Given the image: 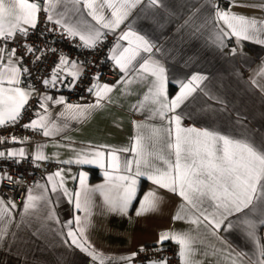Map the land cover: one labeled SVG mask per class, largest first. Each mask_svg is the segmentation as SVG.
I'll return each mask as SVG.
<instances>
[{
    "label": "crops",
    "instance_id": "1",
    "mask_svg": "<svg viewBox=\"0 0 264 264\" xmlns=\"http://www.w3.org/2000/svg\"><path fill=\"white\" fill-rule=\"evenodd\" d=\"M32 1L29 0L30 3ZM39 1L43 3V0ZM220 1L159 0L158 4L152 5L149 0H141L129 11L127 18L114 32L101 30L115 37L113 46L119 43L127 47V41H118L117 38L129 30L151 43L152 52H142L141 55L158 61L165 68V92L169 100L179 93L180 84L187 83L192 75L205 77L176 109V113L182 117V127L208 129L235 139L246 138L257 148H262L264 72H261V68L264 67V44L248 40H242L238 44L235 37H227L223 38L221 46L218 38L220 28L225 26L223 21L217 23L215 17L217 8L221 9ZM224 1L228 3L227 11L255 18L258 27L259 22L264 21V0H240L239 6L235 5L233 0ZM53 2V23L61 18L60 14H64L63 21L66 25L79 27L83 22L100 28V25L88 16L82 4L80 12H72L69 11L71 4L65 5L55 0ZM103 14L106 18H111V11L106 7ZM24 27L29 28L28 25ZM21 37L17 34L14 38ZM75 37L80 40L78 35ZM0 47L5 49L0 65H5L10 49L5 45ZM233 49H236L235 54ZM13 59L18 60V57ZM16 66L21 69L19 87L27 89L28 86L22 79V68L19 63ZM141 75L146 76L138 71H130L127 76L122 73L118 79L121 80L119 84H108L113 86L112 91L100 102L101 107L88 109V106L96 101L92 104L65 102L59 105L55 104L54 100L49 101L50 122L54 123L59 131L48 137L42 134V130L37 131L38 136L33 140H17L2 149L4 157H7L9 151L19 152L21 149L24 150L25 156L34 157L39 150L48 159L35 160L36 164L41 168L52 164L55 169L44 174L26 190L22 204L11 202L15 205L13 208L8 200L0 197L8 209V212L0 217V229L3 230V238L0 239V264H100L99 260L93 261L90 255L68 238L70 229L76 231L75 216L79 215L83 219L85 215L83 211L75 209L74 193L80 188V173L85 174V183L89 188L105 185L106 171L110 175H117L107 167L108 151L113 148H131L137 135L147 137L151 135L153 128L168 127L167 121H162L158 116L151 117L150 109L155 105L144 102L146 106L141 107V102L148 92V81L153 79L150 76L141 79ZM4 86L8 87L6 83ZM67 104L81 107L66 111ZM37 112L44 114L41 108ZM135 125L143 127L137 128ZM163 135L167 137L166 132ZM101 145L108 147L100 148ZM97 150L105 152L102 164L100 161L90 164L63 163L66 160H75L77 153L85 154L91 159L89 154ZM164 152L167 154L166 146ZM118 154L122 159H133L130 151ZM171 159L174 161V156ZM155 163L164 167L160 161ZM60 170L64 181L63 188L73 193L71 203L59 187V178L52 182L57 185L55 192L52 191V183L47 180L49 175ZM90 170L95 171L94 176ZM142 186L143 192L140 194ZM136 189V198L126 214L106 211L101 192L92 194V215L89 217L90 225L85 229L84 238L91 245V250H95L104 259V264H134L132 259L122 258L132 257L133 253L142 247L158 246L167 242L176 244L171 239L159 241L160 233L165 231L188 233L193 238L194 254L190 256L193 264H252L253 258H264L260 255L264 250V224L260 223L261 219H264V192L259 187L252 204L242 212L230 215L215 234L212 226L203 221V217L177 193L153 184L146 177L137 178ZM29 190L33 196L42 198L34 201V208L25 211L24 202ZM149 191H154L159 197L158 207L154 211L137 216L140 201ZM210 204L211 201L204 205L209 212L212 211ZM178 212L183 218L173 219ZM192 218H199L202 223L192 224ZM70 220L73 223L66 227ZM245 220L255 223V240L247 235ZM229 222L232 227H225ZM77 237L80 238L79 234ZM176 245L179 253V245ZM178 262L181 264L180 256Z\"/></svg>",
    "mask_w": 264,
    "mask_h": 264
},
{
    "label": "snow or ice",
    "instance_id": "2",
    "mask_svg": "<svg viewBox=\"0 0 264 264\" xmlns=\"http://www.w3.org/2000/svg\"><path fill=\"white\" fill-rule=\"evenodd\" d=\"M57 3L65 5L71 4L72 12H80V5L87 10L96 24L100 28H94L91 25L81 23V25H66L63 21V15L60 14L59 19L55 23L60 26L68 36H79L83 42L82 46L94 49L102 42L106 35L101 29H108L114 32L119 28L120 24L127 18L129 11L134 8L141 0H55ZM152 5L159 3V0H149ZM234 4L239 6L240 0H233ZM55 7L53 0H43V11L47 14V20L53 21L52 9ZM105 7L111 11V18H106L103 14ZM41 10V4L29 2V0H0V40L5 42L13 39L17 34L26 38L29 34V28H35L38 19V13ZM217 23L223 21L225 27L220 28L219 43L223 46V38L235 37L239 44L242 40L253 41L264 44V21L259 22L255 18L245 17L243 15L232 13L217 8L215 12ZM118 41H127L128 46L123 47L117 43L109 52L107 59L113 61L114 66L119 68L125 76L130 71H138L141 79L147 76L153 79L148 81V92L141 102V107L146 106L144 102H150L155 105L150 109L151 117H159L162 121H167V128H153L150 136L137 135L135 142L131 148H113L107 152L108 169H111L117 175H110L105 172V185H99L96 188H89L85 183V174L80 173V188L75 195V209L85 213L83 219L75 216L76 231L71 229L68 231V238L72 243L90 255L93 261L99 260L100 264H104V259L95 250H91V245L84 238L85 229L90 225L89 217L92 215V194L100 191L103 196V203L106 211L126 214L127 209L135 200L137 195V178L146 177L153 184L166 188L171 192L177 193L181 198L203 217V221H207L212 226L213 234L221 229V226L230 215L242 212L252 204L254 194L259 189L264 192V147L257 148L252 142L245 139H235L218 132L208 129L198 130L196 128H184L181 126L182 117L176 113V109L192 94L199 86V83L205 79L200 75H192L187 83H181L179 93L169 100L165 92L166 70L158 61L152 60L150 57L145 58L141 55L152 52L151 43L141 35H137L131 30L123 32ZM35 49L25 46L26 54H35ZM236 49H233L235 54ZM5 49L0 47V60L4 59ZM8 61L5 65H0V126L15 125L19 123L23 116L25 106L33 95L35 88L29 85L27 89L19 87L21 80L19 75L21 69L16 65L19 60H14L16 49L8 50ZM139 57V60H138ZM40 59L39 56L36 57ZM136 63H133V62ZM70 65V66H69ZM138 65V68H137ZM82 67L76 62H69L66 56L61 55L58 62H54V67L50 72L49 78H41V83L46 89L55 87L58 82L63 83L61 72L73 77L68 85L72 87L82 72ZM23 73L27 74L28 69L23 68ZM264 72V67L261 68ZM123 79V77L121 78ZM96 81L88 89L89 93L97 97L96 103L89 105L88 109L101 107V101L106 99L107 93L112 91V87L108 84L100 85L98 83L99 76L93 77ZM121 80L117 81L119 84ZM130 81H125L128 83ZM5 83L8 87H5ZM264 90V89H262ZM55 104H64L63 98L54 99L51 96L41 94L37 98V107L44 110V114L34 112L38 119H30L23 125L25 129L41 131L45 137L56 134L59 129L54 123L50 122L51 114L49 113V101ZM80 105H66V111L80 109ZM173 113L169 116L168 113ZM63 115V114H62ZM174 125V128H173ZM137 128L143 125H135ZM167 133L165 138L163 133ZM174 133V139H173ZM15 141V137H12ZM0 142H3L0 140ZM158 146H160L158 148ZM166 146L167 154L164 152ZM43 147V146H40ZM107 148L106 145L99 146ZM131 152L133 159H122L118 154L120 152ZM89 159L85 154L77 153L75 160L63 161L65 164H90L100 161L102 164L105 157L104 151H93L89 154ZM5 156L4 152H0V158ZM15 156L24 157V150L19 152L9 151L8 158ZM174 156V161L171 157ZM48 159L42 153L37 151L34 160ZM156 161L162 162L164 167H159ZM18 162V161H17ZM103 166V165H102ZM124 173V174H119ZM2 178L11 179L5 174ZM55 178H59V187L63 190V194L72 202L73 193L63 188L62 170L57 171L53 175H49L47 180L52 183ZM75 179V178H74ZM39 187V185H37ZM52 191H57V185L52 183ZM42 197H35L29 190L24 202L25 211L34 208L35 200ZM211 201L209 205L212 211L204 205ZM11 207H15L11 201L8 202ZM159 204V197L154 191H149L140 201V207L136 211V215H143L145 212L154 211ZM183 212L184 209H181ZM5 202L0 200V217L7 213ZM180 212L173 219H182ZM192 224H200L199 218H192ZM73 221H68L66 227L70 226ZM247 226V235L255 240V223L245 220ZM260 223L264 224V219ZM231 228L229 222L225 225ZM79 234V237H77ZM3 238V230L0 229V239ZM82 239V242H81ZM171 239L179 245V256L181 264H193L190 260L193 249V238L188 233H175L165 231L160 233L159 241ZM143 250V249H141ZM264 257V250L260 253ZM132 257H124L122 259L131 260ZM151 264H167L166 261H152ZM235 264V262H234ZM252 264H264V258L256 260L252 259Z\"/></svg>",
    "mask_w": 264,
    "mask_h": 264
},
{
    "label": "built area",
    "instance_id": "3",
    "mask_svg": "<svg viewBox=\"0 0 264 264\" xmlns=\"http://www.w3.org/2000/svg\"><path fill=\"white\" fill-rule=\"evenodd\" d=\"M35 2L41 4V10L38 13L36 27L28 28V36L13 38L7 42L0 40V45L16 49L20 67L28 69L27 74L22 72V79L26 86L32 85L35 88L19 123L0 126V140L3 141L0 142V152L7 144L17 140L30 141L38 136L37 131L25 129L23 125L30 119H35L34 112L39 110L37 107L39 95L48 94L54 99L62 97L66 103L92 104L96 101V96L89 93L88 89L96 82L93 77L99 76V84H114L122 76L113 61L107 59L115 40L112 34H106L94 49L85 48L78 38L75 36L70 38L55 23L48 21L47 14L43 11V3L39 0ZM220 6L222 10H228L226 1L221 0ZM25 46L34 48L35 54H26ZM61 55L66 56L69 62L76 61L83 70L74 86H68L73 77L61 72L63 83L58 82L55 87L45 89L41 78H49L54 62H58ZM37 56L40 57L39 60L36 59ZM12 137H15V141ZM54 169L52 164H47L44 168L39 167L32 155L21 158H0V177H4L5 174L11 177V179H0V197L17 205L22 204L26 190L38 182L44 174L51 173ZM133 254H135L132 259L134 264H150L154 260L179 264L178 247L172 242L142 247Z\"/></svg>",
    "mask_w": 264,
    "mask_h": 264
},
{
    "label": "trees",
    "instance_id": "4",
    "mask_svg": "<svg viewBox=\"0 0 264 264\" xmlns=\"http://www.w3.org/2000/svg\"><path fill=\"white\" fill-rule=\"evenodd\" d=\"M83 43V42H82ZM90 172L92 173V175L94 176L95 175V171L94 170H90ZM95 179V178H92V180ZM143 192V186L141 187V191H140V194ZM139 194V195H140ZM139 197V196H138Z\"/></svg>",
    "mask_w": 264,
    "mask_h": 264
}]
</instances>
